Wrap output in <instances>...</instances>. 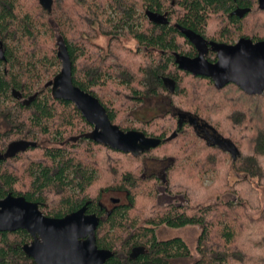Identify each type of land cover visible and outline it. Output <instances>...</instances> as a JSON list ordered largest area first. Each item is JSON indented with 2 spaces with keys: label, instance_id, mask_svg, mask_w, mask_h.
Instances as JSON below:
<instances>
[{
  "label": "trees",
  "instance_id": "1",
  "mask_svg": "<svg viewBox=\"0 0 264 264\" xmlns=\"http://www.w3.org/2000/svg\"><path fill=\"white\" fill-rule=\"evenodd\" d=\"M248 2L250 7H257L256 0H52L49 9L40 0H0V37L5 38L7 47L5 60L0 59V66H4L0 68V113L21 112L15 114L16 119L8 117L11 121L19 119V127L0 137L7 140L23 136L32 144L45 137L64 143L71 113L75 115L76 144L68 143L66 149L45 148V157L29 160L30 183L25 196L30 201H42L43 213L50 218H64L84 206L97 214L98 244L114 253L108 264H172L175 259L189 257L190 251L181 238L158 240L156 230L162 226L202 228L197 246L201 258L195 264H264V208L259 217L249 214L251 206L260 208L250 180L264 177V112H260V107L264 108V92L249 95L232 83L218 89L210 78L180 70L176 63L177 54L192 55L194 50L183 31L208 37L210 23L219 15L242 30L244 20L252 14L241 19L229 15L230 9L235 3L245 8ZM150 14L170 21L174 16L176 20L174 24L161 23L153 21ZM94 24L110 37V42L130 38L137 42L138 50L132 51V55L120 52L119 60L114 53L102 60L96 58L91 46ZM54 25L68 47L74 84L98 98L112 122L124 131L135 129L161 139L157 148L134 157L98 144L87 137L94 127L77 107L53 97L50 83L61 71L59 44L52 41V50L45 52L47 44L43 39L54 38ZM223 29L219 41L235 43L231 31ZM242 37L264 41V37ZM181 39L192 50L183 52ZM114 58L118 63L109 64ZM127 61L133 63L135 70L129 68ZM185 78L207 82L204 94L191 93L184 84ZM110 85L124 89L120 90V99L125 103L132 101L140 107L152 98L163 97L170 110L151 120L125 125L116 104L112 106L102 94ZM229 88L236 92L229 98L233 106L239 102L245 103L246 108L236 110L222 128V110L208 99L207 93L215 96ZM17 94L30 97L29 104L2 108L3 98ZM259 100H263V105H259ZM184 115L194 117L200 126L184 122L179 129V117ZM58 119L65 121V125L53 130L52 124ZM198 127L212 133L215 139L203 136ZM37 148L39 143L29 147L28 152ZM88 152L93 158L83 155ZM147 157L168 159L163 178L145 175L143 160ZM12 160L0 162V199L20 192L16 190L20 178L7 168ZM239 171L245 172L246 178L232 185L231 175ZM101 174L111 178L110 185L104 188ZM206 176L214 178L212 186L204 184ZM160 180L168 193H184L190 205H156L154 190L149 185ZM142 189L146 194L141 198L138 193ZM233 189L241 195V201L208 203ZM99 190L94 196L89 194ZM104 192L124 193L126 201L112 213H106L99 205ZM48 193L61 196L58 205L48 204ZM30 239L25 231L0 232V264H27V258L21 259V245ZM142 246L146 250L143 256L131 261L130 255Z\"/></svg>",
  "mask_w": 264,
  "mask_h": 264
},
{
  "label": "water",
  "instance_id": "2",
  "mask_svg": "<svg viewBox=\"0 0 264 264\" xmlns=\"http://www.w3.org/2000/svg\"><path fill=\"white\" fill-rule=\"evenodd\" d=\"M40 2L51 9L52 0ZM259 5L264 9V0H259ZM150 18L168 23L164 16L150 14ZM186 33L199 55L190 58L177 54L176 63L180 70L194 76L210 78L218 89L232 83L249 95H261L264 92V41L253 42L251 39L242 38L234 45L212 41L209 44L217 53L218 59L216 63H211L205 58V39L192 32ZM58 44L57 56L62 69L50 83L52 95L57 100L72 102L85 120L94 127L87 137L98 144L134 157H140L157 148L162 142L161 139L148 137L138 130L124 131L112 122L107 109L98 98L74 84L68 47L63 41ZM200 44H203L202 47ZM184 122L200 126L194 117L184 115L179 120V129ZM230 152L234 154L232 148ZM99 224L100 218L97 215L87 214V206L64 218H50L43 214L38 204L30 203L23 197L9 195L0 200V232L27 231L34 241L30 246L26 245L24 251L35 258L37 264H105L114 253L97 247L96 231ZM83 239L86 240L81 241Z\"/></svg>",
  "mask_w": 264,
  "mask_h": 264
},
{
  "label": "rangeland",
  "instance_id": "3",
  "mask_svg": "<svg viewBox=\"0 0 264 264\" xmlns=\"http://www.w3.org/2000/svg\"><path fill=\"white\" fill-rule=\"evenodd\" d=\"M171 2V1H170ZM257 8V7H255ZM175 18L173 16L172 19V24L175 23ZM51 23H53L51 21ZM243 29L239 30L235 26H232L231 24L228 23L226 20V17L224 15H219L213 18V20L210 23L209 29H208V37L213 39L217 38L218 40L221 38V32L224 30L223 28H228L229 31H231V34L235 37V41L237 42L242 35H246L248 37L252 36H258V37H264V12H254L248 19L244 20L243 24ZM94 30L92 32L91 36V46H92V52L96 56V58H107L109 54H116L118 60L120 57V52L128 55H132V51L138 50V45L135 40H132L130 38H121L120 42H110V37L107 35H104L100 31V27L98 24H94ZM54 30H55V36L53 39L51 38H44L46 41L45 44H47V48H44L45 50H52V43L54 42L59 43L61 40L59 38L60 34L58 32V28L56 25H54ZM97 30V31H96ZM244 38V37H243ZM249 39V38H248ZM53 41V42H52ZM182 44V51L183 52H188L189 50H192L190 46L183 40H179ZM26 49L24 50V52ZM29 52H32L28 50ZM46 52V51H45ZM23 54V53H22ZM109 64H114L117 62V59H112L111 61H108ZM142 63V60L139 61V63ZM118 63V62H117ZM129 68L135 70V66L133 63L128 62ZM138 63V64H139ZM140 63V64H141ZM62 69V67L60 66ZM186 86H188L191 89V93L195 94L196 92L198 93H203L206 91L208 83L205 81H196V80H190L189 78H185V83ZM124 92V89L120 88L119 86H114L110 85L109 88L104 90L102 92L104 98L108 100L109 102H112V106H115L118 108V110L121 112L120 120L125 119L123 122L125 125H130V124H138L136 122L140 121H148L151 120L152 118L162 115L166 113L168 110H170V107L168 105V100L166 98L160 97V98H152L149 101H147L143 106L137 107L132 101H127V103L121 101L120 98L123 96L121 91ZM232 91V93H231ZM209 96L208 99L211 100V102L217 103V108L222 110V119L224 120L222 123L220 122V127L224 128L226 122L228 121V118L238 109L241 108H246L245 103H239L237 102L236 106H233L232 102L229 101V98L231 96H235L236 92L234 91V88H229L228 90L224 91L221 94L213 96L212 93H207ZM210 96H213V99L210 98ZM129 96H126L128 99ZM207 98V97H206ZM224 100V102H222ZM190 102L194 103L193 100H190ZM197 103V102H196ZM259 105H263V100H259ZM261 110L260 112H264V108L260 107ZM65 116L66 112L63 113ZM261 116V113H259ZM4 117V116H3ZM67 120V117H65ZM71 125L69 126V129L67 128V132L65 135L67 140H70L72 138H76L77 135L74 134L76 132L77 128V121L75 118V115L71 113V118H70ZM61 124H63V127L65 125V121L62 122V120H57L56 123L52 124L54 125V129L56 127H59ZM11 124H9L5 118L0 117V135L3 134L6 130L9 131V127ZM56 126V127H55ZM65 129V128H64ZM135 130V129H132ZM7 133V132H5ZM6 138V137H5ZM4 137H0V148L3 147L4 145L6 146L7 144L16 141L18 139H23L25 137H21L18 135L11 136L7 140ZM39 143V148L36 150H32L30 152H26L22 155H20L19 159L12 160L9 163V168L10 171L14 172L19 178L20 182L16 186V190L20 192H26L29 190V183H30V177L28 173V167H29V160L30 159H42L44 156V149L45 148H56L58 147V142H53L50 139H47L45 137L39 138L38 140ZM72 144H76V142H73ZM92 155V153H83V155ZM93 158V155H92ZM45 160V159H43ZM91 160V159H90ZM144 166H145V175L148 177L151 174H155L157 176L162 177L165 174V169L166 167L169 166V161L168 159H156L155 157H147L144 158L143 160ZM133 169H135V166H133ZM101 177L104 178L103 184H101V187L104 188V186L110 185L111 178L105 177L103 174H101ZM246 178V173L239 171L238 173L233 172L231 175V184L234 185L236 182H243L242 180H245ZM215 182L213 177H204V184L206 186H212L213 183ZM249 183V182H248ZM250 185L252 188V191H255L258 194L257 200L259 201L260 208L259 209H254L250 208L249 214L252 215L253 217H259L262 209L264 208V177H260L259 179H255L251 182L250 180ZM101 188V189H102ZM151 188L154 190L152 194L155 195V202L156 205L158 206H166L169 204H174V205H185L189 206V201L187 197L184 195V193H174L170 194L166 190V186L160 182L158 183H150L149 189ZM97 192L99 191H91L89 194L91 196L96 195ZM144 189L140 190L138 195L142 198L141 195H145ZM151 194V195H152ZM61 196H59L57 193H48L47 194V199H48V204H56L58 205V202H60ZM111 198H122L124 202L126 201L125 194L122 193L120 195L117 192H104L102 193V201L104 204H111ZM256 198V197H254ZM239 202L241 201V195L234 191L231 190L230 192H226L222 194L221 196H217L212 198L208 203H213V204H224L227 202ZM145 203V202H144ZM245 203V202H244ZM56 206V205H55ZM50 207V206H49ZM202 228L200 226H188L185 228L181 229H172L167 226H162L157 228V238L160 241L164 240H170L175 237L181 238L185 244L187 245L189 251H190V256L187 258H181V259H175L173 260L172 264H195L200 258L199 251L197 250L198 246V239L201 234ZM13 238L12 240H14Z\"/></svg>",
  "mask_w": 264,
  "mask_h": 264
},
{
  "label": "flooded vegetation",
  "instance_id": "4",
  "mask_svg": "<svg viewBox=\"0 0 264 264\" xmlns=\"http://www.w3.org/2000/svg\"><path fill=\"white\" fill-rule=\"evenodd\" d=\"M236 2V0H234ZM256 3H257V10H259V12H264V9H261L260 8V5H259V0H256ZM252 4V3H251ZM251 5H249V2H248V5L245 6V8L239 4V3H235L234 5H232V8L230 9V14L229 15H233V16H237L239 18H243L245 15L247 16V14H253L254 12H257V10L252 6L250 7ZM168 23L169 24H172V21L168 20ZM188 31H183L182 34L183 36L186 38V40H189V36H188V33H186ZM198 35V34H197ZM201 37H203L205 39V44L207 45V53L205 55V58L211 62V63H216L217 62V53H215L211 47V45L209 44L210 42H217V43H225V44H228V45H234L236 44L240 39V38L237 42L235 43H227V42H222V41H219V40H214V39H211L209 37H204L202 35H200ZM248 39V38H247ZM61 41V40H60ZM59 41V42H60ZM203 44H200V46L202 47ZM194 50L191 51V54L192 55H186V54H180V55H185V56H188L190 58H196L198 57L199 55V51L197 50V48L195 47V45L193 44L192 45ZM7 51V47H6V43H5V38L4 37H0V59L1 60H5V53ZM177 57V55H176ZM60 61V60H59ZM62 67V66H61ZM0 68H3L4 69V66L1 65ZM4 101H5V106H2V108H19L21 105L24 106V105H28L29 104V101H30V97H24L23 95H10V96H7L6 98H3ZM3 104V103H2ZM10 112H6V113H0V117L3 119L5 118L6 121L11 124L10 127L8 128L9 131L13 128V127H19V119L15 120V121H11V119L9 120L8 117L9 115H12V118L16 119L15 117V114L18 115L19 113L21 112H12L11 110H9ZM4 116V117H3ZM181 117H179V120H180ZM23 120V119H22ZM200 124V123H199ZM200 128V133L203 135V136H206L208 139H215L213 137V134L208 132L207 130L205 129H202L201 127H198ZM202 129V131H201ZM8 130H6L5 132H9ZM4 132V133H5ZM76 138H72L70 140H65L64 143H60L58 142V147H56L57 149H66V145L68 143H73V142H76ZM219 139L217 138V141ZM32 145H34L35 147L38 146V143H31V142H27L25 141L24 139L21 140V141H13L9 144H7L6 146H3L0 148V162H3L4 160H10V159H13V160H16L18 159L17 157H19L20 155L28 152V149L29 147H31ZM5 148V149H4ZM53 148V147H52ZM51 149V148H49ZM164 177V175L162 176V178ZM28 192H18L16 194H14L13 192L12 193H9L6 197L4 198H1L0 200H3L5 198H7L9 195H12L13 197L15 198H20V197H23L26 199V201L30 202V203H36L38 204L39 206V209L43 212V208H44V204L42 201H30L27 199V197L25 196ZM120 195H122V193H119ZM111 204L107 205V204H104L102 199L99 201V205H100V208L102 210H104L106 213H112L116 208H118L119 206H121L122 204H124V200H122V198H111ZM76 212V211H75ZM74 213V212H73ZM44 214V213H43ZM87 214L89 215H92L93 213H90L88 208H87ZM45 215V214H44ZM97 215V214H95ZM46 216V215H45ZM98 216V215H97ZM99 217V216H98ZM100 218V217H99ZM99 227V226H98ZM20 231H25V230H18L16 232H20ZM16 232H1V233H16ZM27 232V231H25ZM28 233V232H27ZM28 235H30L28 233ZM31 236V235H30ZM96 238H97V231H96ZM86 239H83L81 241H85ZM13 243V245L15 244V242L13 240H11ZM34 241V238L31 236V239L29 241H26L24 242V244L21 245V251L23 252V256L24 257H21L22 260L24 259H28V262L27 264H37L36 261H35V258L27 255L24 251V247L26 245H31ZM18 243V242H17ZM18 245V244H17ZM96 245L97 247L100 249V250H108V249H105V248H102L101 246H99L98 244V240L96 239ZM138 251L134 250V252L130 255V260L131 261H138L142 256L143 254L145 253V247H141V248H137ZM113 258V257H112ZM111 258V259H112ZM20 259V260H21ZM109 259L107 262H105V264H108L109 261L111 260ZM9 261V259H8Z\"/></svg>",
  "mask_w": 264,
  "mask_h": 264
}]
</instances>
